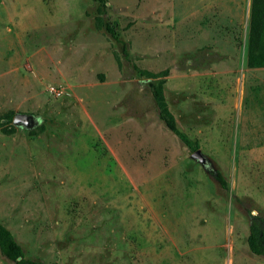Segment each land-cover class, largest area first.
I'll return each instance as SVG.
<instances>
[{
	"label": "rangeland",
	"instance_id": "1",
	"mask_svg": "<svg viewBox=\"0 0 264 264\" xmlns=\"http://www.w3.org/2000/svg\"><path fill=\"white\" fill-rule=\"evenodd\" d=\"M250 4L0 0V115L39 121L0 127V222L26 258L264 264L247 245L251 215H264V67L245 64ZM133 66L168 69L166 104L206 165L158 118L151 79ZM0 264L16 263L0 252Z\"/></svg>",
	"mask_w": 264,
	"mask_h": 264
},
{
	"label": "trees",
	"instance_id": "2",
	"mask_svg": "<svg viewBox=\"0 0 264 264\" xmlns=\"http://www.w3.org/2000/svg\"><path fill=\"white\" fill-rule=\"evenodd\" d=\"M98 1H101V3L104 2V0ZM97 20L99 22V26L103 27L111 38L121 44L123 54L127 56L125 44L115 32L111 24L104 17H102V15L98 16ZM245 64L247 68L264 67V0H251ZM133 67L138 77L151 79L149 81V86L157 108L158 118L163 122L168 130L177 135L180 141L186 145L189 150L195 151L198 149L199 145L197 141L192 140L186 133L178 129L175 118L166 104L163 95V83L165 76L168 74V69L166 68L158 72H153L146 69H140L136 66ZM13 114L14 113L10 111L0 115V127L4 133L10 134L15 131L14 126L7 128L4 126V123L1 122L2 119H5L7 122H11ZM30 132L32 135H36L38 133L37 130H31ZM207 169L214 176L220 186L226 189L227 181L222 173L210 166H207ZM247 245L252 254L264 257V215H251L248 226ZM0 252L5 258L15 262L16 264H57L45 263L26 258L21 245L15 239L13 233L1 222Z\"/></svg>",
	"mask_w": 264,
	"mask_h": 264
},
{
	"label": "water",
	"instance_id": "3",
	"mask_svg": "<svg viewBox=\"0 0 264 264\" xmlns=\"http://www.w3.org/2000/svg\"><path fill=\"white\" fill-rule=\"evenodd\" d=\"M38 122V119L32 113L15 112L12 118V123L14 126H20L26 129H32L35 125L38 124ZM192 156L202 164H207L206 158L201 153L199 148L192 152Z\"/></svg>",
	"mask_w": 264,
	"mask_h": 264
}]
</instances>
